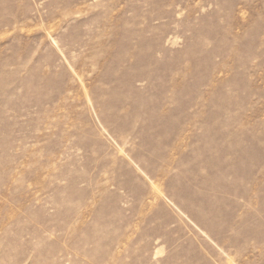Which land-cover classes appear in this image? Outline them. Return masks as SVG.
Returning a JSON list of instances; mask_svg holds the SVG:
<instances>
[{
	"label": "rangeland",
	"instance_id": "rangeland-1",
	"mask_svg": "<svg viewBox=\"0 0 264 264\" xmlns=\"http://www.w3.org/2000/svg\"><path fill=\"white\" fill-rule=\"evenodd\" d=\"M0 264H264V0H0Z\"/></svg>",
	"mask_w": 264,
	"mask_h": 264
}]
</instances>
